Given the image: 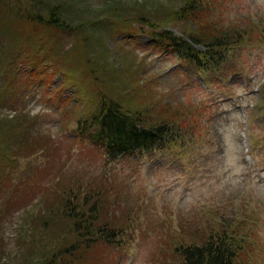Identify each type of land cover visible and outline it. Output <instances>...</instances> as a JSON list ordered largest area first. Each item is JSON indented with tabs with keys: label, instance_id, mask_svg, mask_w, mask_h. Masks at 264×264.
Instances as JSON below:
<instances>
[{
	"label": "rangeland",
	"instance_id": "374dc122",
	"mask_svg": "<svg viewBox=\"0 0 264 264\" xmlns=\"http://www.w3.org/2000/svg\"><path fill=\"white\" fill-rule=\"evenodd\" d=\"M66 1L77 21L114 15L109 14L108 24L93 28L87 43L81 32L49 25L46 8L27 0H0V42L9 45L0 60V85L6 90L14 83V70L20 72L23 86L18 87L26 102L19 119L26 121V140L34 136L36 141H30L43 150L19 158L15 171L5 165L6 156L0 158V177L18 182V191L0 183L7 187L0 197L14 196L0 202V264L49 260L64 234L53 214L61 192L57 183L60 179L66 190L79 178L106 185L112 208L104 219L110 224L117 220L122 233L112 248L94 249L97 260L88 258L86 264H178L170 259L171 244L190 238L191 232L182 234L186 228L213 226L218 216L237 225L245 240L241 263L264 264V0H203L207 16L190 29L203 28L210 40L219 36L211 22L244 33L238 44L213 52L215 59L223 56L221 63L207 62L202 69L157 49L146 32L130 30V11L143 10L159 20L167 17L165 29L181 37L184 27L169 15L188 0ZM47 2L49 7L59 4ZM21 37L28 43L18 51ZM195 48L205 52L203 46ZM15 55L19 59L13 67ZM92 69L98 73L94 77ZM113 80L119 81V90L111 86ZM104 87L124 108L154 118L166 105L177 115L179 106L188 141L170 140L107 161L103 152L82 142L78 123L96 111L95 98ZM10 109L2 114L12 126L19 124ZM23 147L31 148L27 142ZM21 172L29 175L30 186L27 179L19 182ZM48 207L53 209L51 221L57 222L45 230Z\"/></svg>",
	"mask_w": 264,
	"mask_h": 264
},
{
	"label": "trees",
	"instance_id": "16d2710c",
	"mask_svg": "<svg viewBox=\"0 0 264 264\" xmlns=\"http://www.w3.org/2000/svg\"><path fill=\"white\" fill-rule=\"evenodd\" d=\"M27 1L31 5L37 6V8H46V13H50L49 17L52 19L48 23L49 25L61 28L63 31L81 32L86 35L87 43L92 41L93 28L101 23L108 24L111 21L107 17L109 14L114 15V13H109L99 19H96L98 18L96 17L90 18L86 22L85 20L77 21L70 10L72 5L68 4L66 0L60 2L56 0L59 4L54 7H49L51 5L48 4L47 0ZM202 5L203 0H188L185 6L169 7L171 8L169 19L178 23L181 28L184 27L181 37L165 29L167 27L165 24L168 20L167 17H162L159 20L156 17H150L151 12L142 14L143 10L130 11L132 18L130 30L133 28V33H135V30L140 33L146 32L148 39L156 45L154 47L164 50L169 55L175 54L179 57V60L187 61L193 64L194 67L199 66L202 69V66L207 62L212 63L218 60H220L218 63H221L223 56L219 55L215 59L213 52L217 49H225L238 44L242 41L244 32L233 29L227 31L220 28L217 23L211 22L210 25L219 28V36L210 40L202 33L203 28L196 26L194 30L190 29L191 25L202 23V19L207 16L203 15L205 11H203L204 7ZM155 10L157 11V9ZM207 10L209 14L212 12L208 8ZM122 15H127V11L118 14V16ZM27 18L28 20L38 19L31 16H27ZM133 25L136 27L134 28ZM144 26L146 29H144ZM129 37L131 39L133 35L130 34ZM18 40L16 42L19 43L18 51H21V47L25 48L28 40L23 37ZM8 42L9 44L15 43L12 40H8ZM196 45L203 46L205 52L197 50ZM4 46V43L0 42V60L7 52L6 48L9 45ZM88 54L91 53L88 51ZM21 55H23L22 52ZM15 56L12 61L13 67L19 59V55ZM218 63H213L212 66L216 67ZM40 68L41 66H37L34 69L39 70ZM6 69H11L7 62ZM14 71L16 72V77L12 80L14 83L9 85L6 90L0 85V144L4 145V148H0V158L6 156L5 161L8 164L5 165L10 166L15 171V168L21 166L19 158H27L32 154V151H39L42 147L40 143L30 141H36L34 136L32 138L30 136L26 140V136L29 134L23 127L26 121L24 118L19 119L20 113L25 110L26 98L25 93L21 92L20 87H18L23 86L18 83L20 80V83H22V78L18 79L17 77L20 72ZM97 74L96 70H91L93 77ZM29 75L34 76V73L31 72ZM111 84L118 90L120 89L118 80H113ZM107 91L105 87L100 89L102 93L95 98L98 101L96 111L78 121L82 142H87L92 148L103 152L108 158L107 161H114L126 154L141 153L142 150L151 148L156 144H164V142L170 140L174 142L179 140L181 143L188 141L190 131L181 121L179 106L174 109L177 115L173 113V106L166 105L165 112L162 109L158 110L162 114L154 118L151 115L147 116L141 110L131 111L124 108L119 100L112 98L110 92ZM125 93L127 92L125 91ZM5 107L11 108L10 112H15L13 119L16 118L22 127L19 124L14 126L10 124L11 120L7 119L9 117L2 114V109H5ZM25 142H27V146L31 147L29 150H24L23 144ZM18 176H20L21 180L19 182L22 185L25 179H27L29 186L32 183L29 180V175L24 172H21ZM9 181L13 183L11 184ZM58 182L57 186L60 188H57L61 192L56 197L54 196L57 201L56 209L53 213V209L46 208L47 219L43 224L44 229L48 230L52 224L57 222L51 221L53 213L61 221L64 234L62 238H58V242L54 245L53 254L52 252L49 253V260L44 261L43 264H86L88 258L95 261L97 257L93 253L94 249L106 244L107 247L112 248V245L117 244L119 242L118 238L122 236L117 220L110 224L105 221L110 219H104L107 217L108 210L112 208L108 205L109 202L105 196L107 187L102 182L97 181L95 184L90 185L88 182H82L79 178L68 189L64 190L60 179ZM0 183H4L8 188L18 191V182L15 183L14 180H6L0 177ZM6 186L2 187L1 185L0 190L7 188ZM13 197L6 194L4 197H0V202L12 201ZM46 214H42L41 218ZM218 219H216L217 223H214L213 226L205 223L204 226L193 225V227L186 228L182 234L191 232L190 238L187 240L179 239L178 242L175 241L171 244L173 249L171 250L170 259L178 264H247V262L241 263L245 240L238 234L237 225L235 226L231 221L227 222L224 216H218Z\"/></svg>",
	"mask_w": 264,
	"mask_h": 264
}]
</instances>
